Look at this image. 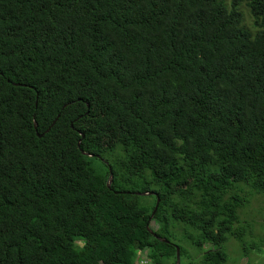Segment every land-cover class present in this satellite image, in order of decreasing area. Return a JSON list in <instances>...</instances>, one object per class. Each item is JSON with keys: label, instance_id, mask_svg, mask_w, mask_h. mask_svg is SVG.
Listing matches in <instances>:
<instances>
[{"label": "trees", "instance_id": "trees-1", "mask_svg": "<svg viewBox=\"0 0 264 264\" xmlns=\"http://www.w3.org/2000/svg\"><path fill=\"white\" fill-rule=\"evenodd\" d=\"M252 195L264 0H0V264H222Z\"/></svg>", "mask_w": 264, "mask_h": 264}, {"label": "rangeland", "instance_id": "rangeland-1", "mask_svg": "<svg viewBox=\"0 0 264 264\" xmlns=\"http://www.w3.org/2000/svg\"><path fill=\"white\" fill-rule=\"evenodd\" d=\"M222 1L224 4L229 3V0ZM241 11L245 26L250 27L246 9L242 7ZM239 219L247 224L249 231H246L239 241L229 238L221 245L220 248L225 255V261L222 264H264V202L259 195L248 197L247 205L239 212ZM81 242V240H75L78 246ZM180 244L187 254L179 257V264H194L200 254L212 251L209 244H204L201 252H195V249L185 241H180ZM133 261L134 264H150L146 251L136 252ZM173 263L171 259H168L164 264Z\"/></svg>", "mask_w": 264, "mask_h": 264}, {"label": "water", "instance_id": "water-1", "mask_svg": "<svg viewBox=\"0 0 264 264\" xmlns=\"http://www.w3.org/2000/svg\"><path fill=\"white\" fill-rule=\"evenodd\" d=\"M58 117V115L56 116V118ZM55 118V120H56ZM53 124V123H52ZM51 124V125H52ZM35 127V125H34ZM42 135H38V137H41ZM80 137L82 138V135L80 134ZM77 147H79V142L77 143ZM83 155H85L86 157H92V155L90 154H84L82 153ZM112 182V175L110 174V170L108 169V178H107V181H106V187L108 188L109 185L111 184ZM132 195H135V196H149V195H153V193L151 192H132L131 193ZM157 204H158V199L156 198V202H155V205L153 207V210H152V213H151V216L154 214L156 208H157ZM162 242L166 243L167 241L165 240H161ZM174 263L173 264H179V249L177 246H174Z\"/></svg>", "mask_w": 264, "mask_h": 264}, {"label": "flooded vegetation", "instance_id": "flooded-vegetation-1", "mask_svg": "<svg viewBox=\"0 0 264 264\" xmlns=\"http://www.w3.org/2000/svg\"><path fill=\"white\" fill-rule=\"evenodd\" d=\"M147 252V251H146ZM147 256H148V252H147ZM148 260H149V257H148ZM132 264H134V261H133V263Z\"/></svg>", "mask_w": 264, "mask_h": 264}]
</instances>
